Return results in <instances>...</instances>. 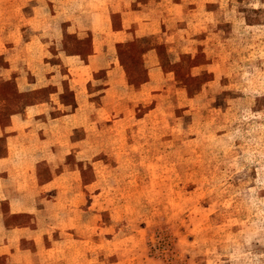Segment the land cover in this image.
Listing matches in <instances>:
<instances>
[{
	"label": "rangeland",
	"instance_id": "obj_1",
	"mask_svg": "<svg viewBox=\"0 0 264 264\" xmlns=\"http://www.w3.org/2000/svg\"><path fill=\"white\" fill-rule=\"evenodd\" d=\"M96 1L0 0V64L29 36L56 69L62 51L85 57L66 23ZM132 1L156 7L150 34L71 64L88 63L92 106L110 109L114 85L146 91L113 109L121 126L88 124L86 192L55 226L59 250L75 258L80 237L86 264H264V0Z\"/></svg>",
	"mask_w": 264,
	"mask_h": 264
},
{
	"label": "crops",
	"instance_id": "obj_2",
	"mask_svg": "<svg viewBox=\"0 0 264 264\" xmlns=\"http://www.w3.org/2000/svg\"><path fill=\"white\" fill-rule=\"evenodd\" d=\"M133 6L137 5L132 0L80 3L78 12L88 10V17L72 14L66 27L74 29L70 38L86 39L89 50L84 51L85 57L62 51L58 54L65 64L62 69L49 62L53 46L34 41L39 36L22 41L11 51L13 60L0 64V264L87 263L81 259L84 238L77 237L78 243L67 246L78 253L75 258L63 255L57 245L60 238H54L56 225L63 230L77 220L71 206L85 196L81 162L86 159L81 156L86 153L87 127L102 121L121 126L128 116L111 119L109 115L115 107H134L129 104L131 98L144 94L146 85L112 86L110 91L118 95L107 109L91 105L90 90L81 78L92 61L102 58L104 44L113 48L142 40L157 25V17L150 14L156 7ZM81 30L89 35H82ZM79 49L74 51L83 53ZM150 53L147 50L143 56ZM83 57L89 59V66L87 62L71 65Z\"/></svg>",
	"mask_w": 264,
	"mask_h": 264
}]
</instances>
